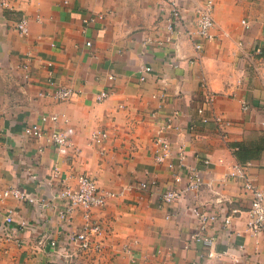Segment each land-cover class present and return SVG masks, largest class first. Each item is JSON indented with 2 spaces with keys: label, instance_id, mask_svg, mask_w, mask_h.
<instances>
[{
  "label": "crops",
  "instance_id": "0c3cea01",
  "mask_svg": "<svg viewBox=\"0 0 264 264\" xmlns=\"http://www.w3.org/2000/svg\"><path fill=\"white\" fill-rule=\"evenodd\" d=\"M176 1L182 28L193 27L195 8L203 0ZM8 2L9 7L0 5V222L11 210L14 223L0 228V264L264 262V234L251 235L245 225L249 194L238 179L227 176L237 162L234 145L256 146L257 155L246 159L247 170L264 189V0H214V37L199 39V50L183 34L167 46L153 41L165 35L164 0ZM21 16L29 19L28 35L14 28ZM145 66L150 70L141 79ZM203 82L215 95L213 111L230 121L225 137L213 121L199 119L196 110L205 105ZM58 86L73 94L64 100L45 94ZM101 90L108 96L99 100ZM242 103L248 108L242 109ZM175 111L173 126L161 133L171 155L158 162L153 139ZM204 113L211 110L205 107ZM48 114L58 119L42 123L43 128L67 133L68 146L59 149L45 136L24 134L25 125L40 123ZM95 129L107 131L100 145L90 143ZM180 150L184 165L198 169L203 185L160 207L159 192L174 184L166 162L177 164ZM78 173L90 175L102 188L123 192L89 211L90 219L102 225L103 233L96 237L100 251L86 252L67 240L66 231L81 226L85 211L76 207L62 218L59 191L74 187ZM149 178L156 179V187L141 189L140 181ZM10 185L44 197L48 205L3 197ZM192 204L230 216L227 228L217 220L208 229L217 256H207L208 248L189 239L197 226L187 208ZM46 235L56 239L55 246Z\"/></svg>",
  "mask_w": 264,
  "mask_h": 264
},
{
  "label": "built area",
  "instance_id": "2783aa9c",
  "mask_svg": "<svg viewBox=\"0 0 264 264\" xmlns=\"http://www.w3.org/2000/svg\"><path fill=\"white\" fill-rule=\"evenodd\" d=\"M168 4L167 15L164 21L165 35L161 39H153V41L159 46H167L172 44L174 39L179 34H183L186 38L191 41L193 47L196 50L201 49L202 45L199 39H212L214 37L213 29L215 26V20L213 17L214 10V0H203L202 3L198 4L195 8L194 26H185L182 28V14L180 7L176 0H164ZM0 5L4 7H9L8 0H0ZM93 20V17L89 18V21ZM85 19V22H89ZM241 23L244 27H249V23L246 19H242ZM14 28L21 35L29 34V19L27 16H21L14 24ZM148 40V39H147ZM150 40V39H149ZM238 46L242 47L244 44L242 40H239ZM87 45H90V41H86ZM22 68L24 69L23 77L25 79L29 78V70L27 63H23ZM150 67L145 66L141 72L140 78L144 79V73L149 71ZM110 79L112 75L108 76ZM50 85L54 84V81L48 79ZM204 90L203 100L205 105H201L197 108V114L201 122L206 123L213 121L217 128L220 130L221 136H226V127L229 126L230 121L227 120L222 114L213 111V102L215 99L214 93L209 90L206 83H202ZM73 91L65 86H58L53 92H45V94H50L56 100H64L69 98ZM42 93V92H41ZM108 96L106 90H101L97 94V99L101 100ZM162 97V96H161ZM205 107L211 110L210 115H206ZM242 109H247L248 105L246 103L241 104ZM177 112L175 111L164 120L163 124L159 127L157 135L153 139L154 153L153 157L158 162H165L171 155V145L169 141L162 136V131L169 129L173 126V120L176 118ZM58 115L48 114L42 115L40 117V123L34 122L25 125L23 132L26 135L32 136L34 138H40L45 136L47 141L58 147L59 149L69 145V138H67V133L62 130L54 129L49 132L43 128L42 123L46 121H56ZM66 121L67 119L64 118ZM107 136V131L103 129H95L90 135V143L93 145H100ZM178 163L173 161H167L166 166L173 171V182L174 184L166 187L163 191L158 194V206L162 207L164 205H169L175 200L179 199L185 192L193 191L198 192L202 185L203 180L198 169L195 167H186L183 163L184 152L180 150L177 154ZM207 162V160L205 161ZM246 162H234L227 176L230 178H236L240 181L242 189L249 194L250 205L248 209V217L246 221V229L251 235L257 236L264 234V189L257 185L253 180H251L248 174ZM76 185L74 187L64 186L59 191V196L63 199L64 208L61 210V217H65L66 214L70 213L74 208L81 207L84 213V222L81 226L74 231H66L68 243H76L77 246L84 251H100L102 248V243L97 236L103 233L102 225L99 221L90 219L89 211L93 207H101L106 204L107 200L111 197L121 195L123 192H115L97 185L96 180L86 173H78L75 176ZM154 178H149L140 181L139 187L143 190H150L155 188L157 183ZM184 180L182 187H178L175 183H180ZM3 197H13L18 200H23L31 203L36 207H45L48 205L47 199L44 197H36L27 193L20 185H10L2 191ZM188 211L193 214L197 219L196 228L189 234V239L192 241H200L206 248H208L207 256H217L212 251V245L215 242V238L208 232V229L217 220H221L223 227H228L230 224V216H222L217 211L213 209L203 208L197 204L189 205ZM168 217V216H167ZM14 218L13 212L11 210L5 215V217L0 222V228L4 229L10 225H13ZM19 226H28L24 222H18ZM49 236V235H48ZM48 238L49 244L55 246L56 239ZM242 248V245L239 246ZM67 256H71V253H67ZM191 264H198L193 261ZM245 264H264V262L249 259Z\"/></svg>",
  "mask_w": 264,
  "mask_h": 264
},
{
  "label": "trees",
  "instance_id": "16d2710c",
  "mask_svg": "<svg viewBox=\"0 0 264 264\" xmlns=\"http://www.w3.org/2000/svg\"><path fill=\"white\" fill-rule=\"evenodd\" d=\"M235 147V156L239 162H246L248 158H252L257 155L258 147L254 146L252 148L246 147L243 143H238L234 145Z\"/></svg>",
  "mask_w": 264,
  "mask_h": 264
}]
</instances>
